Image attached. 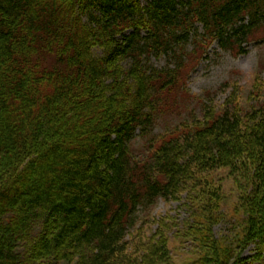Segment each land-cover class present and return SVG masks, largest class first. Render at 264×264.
<instances>
[{
    "label": "trees",
    "instance_id": "1",
    "mask_svg": "<svg viewBox=\"0 0 264 264\" xmlns=\"http://www.w3.org/2000/svg\"><path fill=\"white\" fill-rule=\"evenodd\" d=\"M252 43L264 0H0V264L156 263L158 202L212 209L219 171L264 215L262 77L222 106L187 89L209 48Z\"/></svg>",
    "mask_w": 264,
    "mask_h": 264
},
{
    "label": "rangeland",
    "instance_id": "2",
    "mask_svg": "<svg viewBox=\"0 0 264 264\" xmlns=\"http://www.w3.org/2000/svg\"><path fill=\"white\" fill-rule=\"evenodd\" d=\"M260 76L264 81V45L249 44L247 54L242 56L223 52L214 45L191 73L187 89L194 96L218 93L216 104L222 106L237 84L246 100ZM169 124H158L154 135ZM142 142L138 137L136 147ZM206 177L207 188L212 190L214 185L220 188L221 199H213L212 209L203 207V199L198 205L184 194L179 201L160 200L153 210L155 222L144 234L149 235L148 239L154 238L153 244L164 246L168 256L152 264H264V228L259 231L262 242L247 236L248 228L257 229L264 224V215L238 208L242 193H247L245 181L230 177L227 171ZM162 220H167L166 224Z\"/></svg>",
    "mask_w": 264,
    "mask_h": 264
}]
</instances>
